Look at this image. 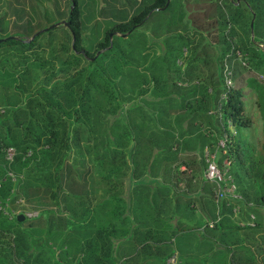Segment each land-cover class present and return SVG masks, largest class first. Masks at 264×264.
<instances>
[{"label":"trees","instance_id":"16d2710c","mask_svg":"<svg viewBox=\"0 0 264 264\" xmlns=\"http://www.w3.org/2000/svg\"><path fill=\"white\" fill-rule=\"evenodd\" d=\"M70 1L71 9L66 19L68 27L65 28L69 32L71 45H67L64 38L56 50H49V61L42 55L50 49L49 46L41 48L40 55L39 51H35V39L41 33L29 40L17 38L0 42V45H18V49H15L18 58L28 54L33 60H37L35 65L33 60L28 62L27 67L40 69L62 58L60 66H70L75 70L62 81H52L48 87L39 84L33 89L28 82V68L11 77L0 74V201H9L13 188L42 189L49 198L59 202L60 210V215L47 213L46 235H51L48 230L52 222L56 232H60L71 221L75 223L72 228L80 242L73 253H70L64 248V237L55 254L45 240L33 238L32 234L21 228L23 224H40L43 222L41 218L28 220L24 217L22 222H16L15 216L13 224L0 228V264H112L110 240L104 235L106 230L96 229L93 234L85 232L91 229L88 224L95 223L101 205L99 203L90 209L89 196H92L86 190L85 179L88 171L82 165L87 160L93 165L96 161L102 172L118 171L117 167L125 163L124 160L115 163V159H122L126 155L131 167V179L141 177V171L146 167L150 178L210 187L202 179V149L213 146L216 139L220 138L221 126L226 120H230L234 128L247 127L248 121L244 118L241 102L242 90L247 88L260 91L264 88V84L254 76L255 73L264 72V0L253 1L257 4V14H252L249 8H245L246 12H250L251 27L247 26V32H244L243 39L240 38L237 45H232L229 41L236 35L230 26L240 17L238 7L241 0H214L205 3L200 9V18L190 14L191 23L184 26L182 31L180 29L182 34L179 32L177 37H168L170 41L180 40L178 54H182L183 49L187 52L184 68L176 69L171 75L164 62L161 66H156L145 80L141 79L143 75L138 71L123 74L122 68H127L128 63L124 61L120 64L113 59V39L108 33L123 35L122 38L128 36L134 28L145 23L154 11L166 10L171 4L170 0L167 3L166 0H151L149 5L136 11L125 21L116 23L104 32L91 52L80 44L79 9L76 0ZM256 18L258 21L255 23ZM195 41L198 47L194 45ZM209 50L214 51L210 61L205 59ZM165 51V54L171 51L168 45ZM237 51L242 53L245 64L250 61V66L244 69L235 63L230 70L233 85L221 102L222 115L218 119L209 112L215 109L219 96L223 93L221 63L228 52ZM82 61L86 63L84 66H80ZM225 61L227 65L230 64V60ZM211 62L214 63L213 71L202 77L198 63L206 66ZM18 63L21 64L19 60ZM2 78L5 80H1ZM133 78L141 79L137 86H134L136 80ZM176 82L189 88L180 93L175 86ZM126 85L129 87H125ZM9 86L14 98L11 104L5 96ZM146 90L152 100L144 102L154 108L152 116L131 106L126 110L127 124L121 123L118 117L109 122L120 101L130 102L134 97L143 96ZM258 103L262 105V94ZM171 114L173 116L169 120ZM183 120L186 125L181 131L178 124ZM262 135L259 157H254L255 149L252 145L240 138H233L232 135L226 145V156L231 162L229 174L243 202L248 203L252 199L254 205L264 207V125ZM187 142V146L191 144L187 148L192 153L179 155ZM9 148L14 153L12 159L7 161L4 151ZM76 164L79 165L75 166ZM180 165L183 170H178ZM233 165L235 169L232 171ZM8 173L13 175L14 182L7 177ZM102 181L103 179L100 180ZM104 181L111 185L120 183L119 179L107 178ZM81 192L85 195L80 196ZM188 204L187 201L185 206ZM251 205V208L245 210L246 215L253 213L255 216L256 209ZM212 206L216 213L210 215L211 219L206 227L212 222L211 229L220 230L231 216L230 205L226 206L224 202L215 205L212 202ZM61 212L68 213L67 220L62 217L64 214ZM82 223L87 230L80 231L82 226L79 224ZM258 225L257 221L253 228L245 229L255 230Z\"/></svg>","mask_w":264,"mask_h":264},{"label":"rangeland","instance_id":"374dc122","mask_svg":"<svg viewBox=\"0 0 264 264\" xmlns=\"http://www.w3.org/2000/svg\"><path fill=\"white\" fill-rule=\"evenodd\" d=\"M209 1L214 0H170L171 4L166 10L154 11L145 23L134 28L130 34L127 33L128 36L122 38L123 35H112L111 33H108V36L113 39V49L111 53L113 59H116L120 64H123L124 61L128 63L127 68H122L123 74H134L138 71L143 75L141 79L145 80L149 77V74L153 73L156 66H161L160 64H163L164 62L167 64L166 66L169 67L168 73L171 75L174 74L176 69H183L185 66L184 57H187V52L183 49L182 54L181 52L178 54L177 51L178 46H180L181 43L180 40L176 39L170 41L168 37H177L180 29L182 31L184 26L190 25L188 24L191 23L189 19H192L189 16L190 14L197 19L200 18L201 7ZM253 1L259 0H241L240 6L238 7V9H240L239 11H241L240 17L234 25L230 26L236 34L229 40L232 45H237L239 42L238 40L240 38L241 40L243 39L244 32H247V26H250L251 24L252 19L249 15L250 12H246L245 8H249L252 11V14H257L258 12L255 7L257 4L253 3ZM150 3L151 0H76L77 7L83 14L80 18L81 46L89 52L93 51L94 45L102 39L104 32L107 29L112 28V26L116 23L123 22L133 11L141 10ZM70 9V0H0V40H4L6 38H19L21 40L27 38V40H29L37 32L42 31L35 39V51L38 52L41 48L49 46L50 49H47L42 54L44 55L45 60L49 61V50H56V47L59 46L64 38H66L65 42H67V45L68 43H70L69 46L71 45L72 41H69V32L67 28L61 25L62 22L66 21ZM257 21L258 19L256 18L255 23ZM54 24L59 25L55 28L43 31ZM202 42H204V40ZM167 45L171 51L165 54V47ZM194 45L198 47L196 41ZM17 46L18 45L13 46L9 44L0 45V74H3L4 77H11L17 75L19 72L24 70V68H28V82L31 89L35 88L39 84L48 87L50 82L57 80L62 81L63 79L71 76L75 71L70 66H60L59 62L62 58L53 61L51 65L47 64L40 69L34 66L27 67L26 64L33 60V57L27 56L28 54L26 53L27 55H23V57L18 58L15 53V49H18ZM197 47L195 48L197 49ZM40 53L41 51L38 52V55H40ZM212 56H214V51L209 50L205 59L210 61ZM175 58L177 59L174 60ZM249 58L250 56L248 55L247 59ZM18 60L21 64L18 63ZM225 60H230V64L227 65ZM173 61H175L174 64ZM224 61L229 70L233 68L235 63L239 64L241 68L244 69H248L250 66L249 60L244 66L241 65V63H245V58L242 53L238 51L235 53L228 52L222 60V66L224 65ZM33 62L34 65L38 63L36 59L33 60ZM85 64L86 63L82 61L80 66H84ZM213 66L214 63L212 62L206 66L198 63V67L202 71H199L200 75L202 77L208 75L209 72L213 71ZM163 70L166 73V70ZM196 70L198 69L196 68ZM256 74L257 73L254 74L256 80L263 83L258 78L260 73ZM141 79L133 78V80H136L134 86H137ZM1 80H5V78H2ZM175 86L179 89L180 93H184L185 90L189 88L188 86L178 82L175 83ZM125 87L129 86L126 85ZM207 92H209V90H207ZM261 94L262 105L258 103L260 101ZM5 96L9 104L14 101L10 86L6 89ZM1 97L2 95L0 92V98ZM150 100L152 99L146 90L143 96H140L139 98L134 97L130 102L120 101L119 105L115 108V115L109 122H111L114 117H118L121 123L127 124L126 110L131 106L138 107L146 114H149V116H152L154 108L150 104L146 105L144 102ZM241 102L243 103V115L248 121V126L238 128L232 127V137L234 136L233 138H240L241 141H245L252 145L255 149L254 157L257 158L261 155V144L263 141L262 129L264 125V88L260 91H254L247 88L243 89L241 93ZM19 103L21 104V101ZM171 115L169 118L167 117L169 120ZM165 121H163V123H165ZM217 140L218 139H216V142ZM215 144L211 146L212 149ZM129 145L125 148V150L128 149ZM121 160H124L125 164L121 167H117L118 171L113 170L112 172L100 171L98 162L96 163V161L93 165L92 162L87 160L86 163L82 165V168L88 171L85 176L87 182L86 190L90 192V195L92 196V198L89 196L90 202H92V208L100 203L102 194L111 195L110 191L105 192L102 190L103 187L111 185L105 183V179H119L120 183H118V185L122 183L126 184L131 181L127 156H123L122 159L119 157L116 158L115 163H119ZM77 165L79 164H76L75 166ZM234 169L235 165L232 166V171ZM101 179H103L102 182H100ZM153 180L154 179H151V181ZM91 188H94V190H92L93 192H91ZM211 189L212 185L210 184V195L207 198L209 201L214 202ZM10 195L12 197L9 201H7V203L3 204L6 199L4 202L0 201V228H3L7 224H13V219L17 215H23L28 220H31L32 218H41L43 222L40 224H33L31 226L23 224L21 228L32 234L33 238L45 240L47 246L52 248L55 254L58 253L57 246L60 244L61 239L65 237L66 244L64 245V248L67 252L73 253V249L80 242L78 235L70 234V231L73 230L72 226H74L73 224L75 223H71L70 221V223H66L64 225L60 232H56L55 224L52 222L48 230L51 235H46L48 229V223L46 221L47 213L53 212L54 215H60L59 202L57 200H52L43 193L42 189L36 188H29L26 190H16V188H13ZM83 195L85 194L81 192L80 196ZM251 200L249 202L253 204L257 212V215L254 214V222L257 223L258 221L259 225L255 230H239L242 235L241 241H245L246 243L245 247L242 246L241 249L239 248V253H241L243 260L238 259L237 254H234V250L238 246H231L229 249L226 248V246L216 245V251L212 254V261L210 264H247L249 262V264H257V260H259L260 264H264V207L254 205ZM62 213L64 214L62 217L67 220L68 213L61 212V214ZM259 215L260 218L258 217ZM79 225L82 226L80 231L87 230V228L83 227V223L82 225ZM96 226V222H92L88 227H90L91 230H95ZM134 239L140 246L135 252L133 257L134 259L131 264H139L143 255L152 254L153 251L151 245L142 240L144 239L143 237L138 235L135 236ZM133 251H135V246L133 247ZM67 260L68 259H66V261ZM176 261L177 263L179 262L177 258ZM159 264H162L160 260Z\"/></svg>","mask_w":264,"mask_h":264},{"label":"crops","instance_id":"0c3cea01","mask_svg":"<svg viewBox=\"0 0 264 264\" xmlns=\"http://www.w3.org/2000/svg\"><path fill=\"white\" fill-rule=\"evenodd\" d=\"M79 14L83 16L80 10ZM185 125L186 121L183 120L179 122L178 128L183 131ZM187 144L188 142L182 146L179 155L192 153V150L187 148L191 147V144ZM183 169L182 165L178 166V170ZM129 171L131 172L130 164ZM147 171L146 167L142 169L143 175L137 180L130 178L131 181L126 184L117 183L102 188L105 192L110 191L111 195H101L95 231L100 228L106 230L104 235L110 240L112 263H132L140 246L134 239L138 235L151 245L153 251L152 254L143 255L139 264H159V260L165 264L172 255H176L178 264H210L216 245L229 249L231 246H238L234 254L243 260L239 253L242 246H246L245 241H241L242 235L239 231L243 228L235 226L239 221H246L248 214H253L246 215L245 210L249 208H243L241 215L236 218L229 216L230 220L227 218L228 222L220 230L211 229L206 227V223L210 221V215L216 212L207 198L210 193L207 185L160 181L159 178L148 177ZM90 190L93 192L94 188ZM187 201L189 204L185 206ZM85 232L93 234L94 230ZM70 234L75 235L76 231L71 230ZM256 263L258 264L259 260Z\"/></svg>","mask_w":264,"mask_h":264},{"label":"built area","instance_id":"2783aa9c","mask_svg":"<svg viewBox=\"0 0 264 264\" xmlns=\"http://www.w3.org/2000/svg\"><path fill=\"white\" fill-rule=\"evenodd\" d=\"M242 66L245 63H241ZM258 78L264 83V72L258 75ZM222 82H223V93L220 94L219 100L214 110L210 111L209 114L220 119L222 115V101L225 100L227 92L231 90V71L224 63L222 71ZM232 123L230 120H226L221 126V135L218 138L214 148H203L201 152V158L204 163V169L202 171V178L204 181L212 185V197L215 205L224 202L226 206L230 205L231 217L236 218L243 208H251L250 203H244L242 197L236 192V186L233 178L229 174L230 160L226 156V145L232 135ZM13 150L11 148L4 151L5 160L10 161L13 156ZM7 177L14 182L12 174L8 173ZM7 199L5 203H7ZM216 219L215 222H217ZM255 217L253 214H248L246 221L237 222L239 228H253L255 226ZM212 222L208 224L211 228ZM166 264H178L174 255L170 256Z\"/></svg>","mask_w":264,"mask_h":264},{"label":"water","instance_id":"95a60500","mask_svg":"<svg viewBox=\"0 0 264 264\" xmlns=\"http://www.w3.org/2000/svg\"><path fill=\"white\" fill-rule=\"evenodd\" d=\"M167 1L168 0H166V3H167ZM59 24H54V25H51V26H49L47 29H45V30H43V31H46V30H48V29H52V28H55V27H57ZM61 25L62 26H64V27H68V22L67 21H64V22H62L61 23ZM250 27H251V24H250ZM42 31H39V32H37L34 36H36V35H38L39 33H41ZM33 36V37H34ZM110 37V36H109ZM6 39H14V38H6ZM5 40V39H4ZM4 40H0V42H3ZM72 40H73V38H72ZM16 222H22L23 220H24V216L23 215H17L16 216Z\"/></svg>","mask_w":264,"mask_h":264}]
</instances>
